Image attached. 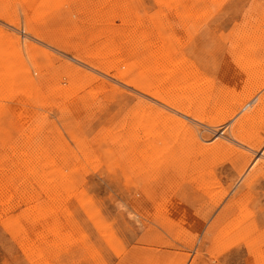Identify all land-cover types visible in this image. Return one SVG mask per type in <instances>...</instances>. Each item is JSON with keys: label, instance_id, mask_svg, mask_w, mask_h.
Returning <instances> with one entry per match:
<instances>
[{"label": "rangeland", "instance_id": "374dc122", "mask_svg": "<svg viewBox=\"0 0 264 264\" xmlns=\"http://www.w3.org/2000/svg\"><path fill=\"white\" fill-rule=\"evenodd\" d=\"M257 96L264 0H0V264H264Z\"/></svg>", "mask_w": 264, "mask_h": 264}, {"label": "bare ground", "instance_id": "6f19581e", "mask_svg": "<svg viewBox=\"0 0 264 264\" xmlns=\"http://www.w3.org/2000/svg\"><path fill=\"white\" fill-rule=\"evenodd\" d=\"M128 47V46H127ZM149 83V82H148ZM251 85V84H250ZM257 90V89H256ZM254 91H255V89L254 88H252L251 86L249 87V86H247V87H245V90H243V92H241V94H240V99L238 100L239 102H238V104H240L244 99H247V98H249L250 97V95H252L253 93H254ZM259 99V103L257 104V102L258 101H256V100H258ZM251 102H255V105L253 104V106L251 107V110L247 113V115L246 116H242L241 118L239 117V121H237V124H239L240 126H242V124L247 120V119H249L250 117H253L259 110H260V108H261V106H262V104L264 103V98H258V96L256 97V98H254V99H252V101ZM251 102H244L243 104H242V106H241V110H246L249 106H250V104H251ZM235 105V104H234ZM237 105V104H236ZM232 106V105H231ZM187 109V108H186ZM221 113V112H220ZM229 115H231V114H229ZM222 133V132H221ZM246 143V142H245ZM249 149V148H248ZM264 149V148H263ZM260 150L259 152H256L257 153V155H256V158L257 157H260V156H262V157H264V150ZM252 162V161H251ZM254 162V161H253ZM255 163H253L252 165H254ZM264 168V167H263ZM247 170V169H246ZM249 172V171H248ZM250 179V178H249ZM244 196V195H243Z\"/></svg>", "mask_w": 264, "mask_h": 264}]
</instances>
